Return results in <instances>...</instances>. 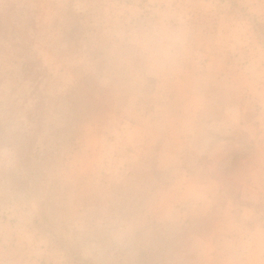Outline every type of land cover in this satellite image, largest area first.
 I'll return each instance as SVG.
<instances>
[{"label":"clouds","instance_id":"obj_1","mask_svg":"<svg viewBox=\"0 0 264 264\" xmlns=\"http://www.w3.org/2000/svg\"><path fill=\"white\" fill-rule=\"evenodd\" d=\"M0 264H264V0H0Z\"/></svg>","mask_w":264,"mask_h":264}]
</instances>
